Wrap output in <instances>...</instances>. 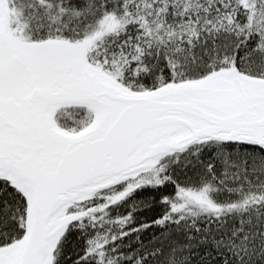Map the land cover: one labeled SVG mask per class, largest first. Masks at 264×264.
<instances>
[{
  "label": "snow or ice",
  "instance_id": "obj_1",
  "mask_svg": "<svg viewBox=\"0 0 264 264\" xmlns=\"http://www.w3.org/2000/svg\"><path fill=\"white\" fill-rule=\"evenodd\" d=\"M0 264H264V0H0Z\"/></svg>",
  "mask_w": 264,
  "mask_h": 264
}]
</instances>
